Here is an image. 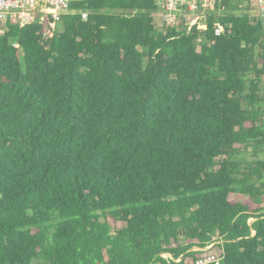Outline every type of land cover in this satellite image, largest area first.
I'll return each instance as SVG.
<instances>
[{
	"label": "trees",
	"instance_id": "trees-1",
	"mask_svg": "<svg viewBox=\"0 0 264 264\" xmlns=\"http://www.w3.org/2000/svg\"><path fill=\"white\" fill-rule=\"evenodd\" d=\"M241 1L6 23L0 264H264V15Z\"/></svg>",
	"mask_w": 264,
	"mask_h": 264
},
{
	"label": "built area",
	"instance_id": "built-area-1",
	"mask_svg": "<svg viewBox=\"0 0 264 264\" xmlns=\"http://www.w3.org/2000/svg\"><path fill=\"white\" fill-rule=\"evenodd\" d=\"M76 0H0V31L6 22L18 23L23 26L34 21L36 13L39 20L44 14H53L55 21L51 23L54 29L56 19L62 12L69 10L70 4ZM157 4L156 17L161 26L174 27L184 20L193 25L200 20L206 11L214 10L221 0H155ZM252 14L256 17L264 15V0H253ZM85 17L86 14H83ZM155 17V20H156ZM222 26L217 25L215 32L219 34ZM208 262H200L204 264Z\"/></svg>",
	"mask_w": 264,
	"mask_h": 264
},
{
	"label": "rangeland",
	"instance_id": "rangeland-1",
	"mask_svg": "<svg viewBox=\"0 0 264 264\" xmlns=\"http://www.w3.org/2000/svg\"><path fill=\"white\" fill-rule=\"evenodd\" d=\"M248 2H246V0H242L241 1V4H240V8H241V6L242 5H244V6H246V4H247ZM249 4V8L251 9V11L253 10V1H251L250 3H248ZM243 8V7H242ZM241 12H242V10H241ZM253 17V16H252ZM6 23H8V22H6ZM155 26H156V28L158 29V30H161L162 29V26L160 25L161 24V21L159 20V19H157V17H156V20H155ZM59 29V27H57V25L55 24V27H54V30H58ZM248 150H250V148H248ZM164 256H168V255H164Z\"/></svg>",
	"mask_w": 264,
	"mask_h": 264
}]
</instances>
